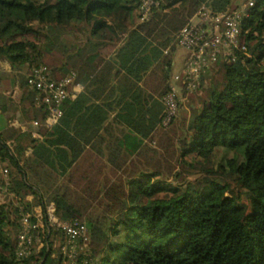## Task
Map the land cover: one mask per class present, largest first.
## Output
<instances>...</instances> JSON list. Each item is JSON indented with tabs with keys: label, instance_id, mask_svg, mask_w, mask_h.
I'll return each mask as SVG.
<instances>
[{
	"label": "trees",
	"instance_id": "16d2710c",
	"mask_svg": "<svg viewBox=\"0 0 264 264\" xmlns=\"http://www.w3.org/2000/svg\"><path fill=\"white\" fill-rule=\"evenodd\" d=\"M158 1L146 21L139 14L140 23L126 30L141 0H0V62L28 74L43 65L55 80L70 72L76 83L92 76L90 87L115 80L118 88L108 97L114 94L121 106L106 124L108 113L85 106L81 84L58 125L46 130L39 96L25 75L20 120L38 121L31 129L40 138L19 128L0 131V162L14 170L7 184L13 194L33 195L44 213L52 204L59 221L86 217L92 264H264V0H254L241 22L239 38L248 54L210 67L200 80L199 108L185 129L173 121L169 131L160 130V121L175 37L202 5L215 13L237 5ZM33 23L86 36L71 69L58 67L59 74L44 61L43 35ZM217 149L225 153L214 165ZM7 214L0 207V264H62L51 246L18 258ZM45 229L47 243L52 227Z\"/></svg>",
	"mask_w": 264,
	"mask_h": 264
},
{
	"label": "built area",
	"instance_id": "2783aa9c",
	"mask_svg": "<svg viewBox=\"0 0 264 264\" xmlns=\"http://www.w3.org/2000/svg\"><path fill=\"white\" fill-rule=\"evenodd\" d=\"M238 5L236 9H227L215 13L205 4L180 30L173 41L176 50L184 51L182 69L171 76L169 91L162 98L163 111L160 121L161 128H167L177 118L178 113L188 97L197 92L202 75L212 66L230 64L242 55L248 54L246 46L240 41V26L244 18L248 17L247 7H252L254 0L247 4H240V0H233ZM159 5L158 0H141L140 20L146 21L153 8ZM168 49L164 51L167 54ZM76 74L70 72L65 77L55 80L51 77L46 66H38L26 76V85L36 91L39 104L43 107L45 119L43 126L51 130L58 125L63 116V107L73 101L82 92L81 84L75 82ZM33 129L40 126L38 121L32 122ZM34 138L39 135L32 132ZM49 219L62 230L68 244L88 241V232L85 223L79 220L59 221L54 216V206L49 209ZM23 226L35 229L28 216L23 219ZM32 252L31 237L23 231L18 235L16 256L26 258Z\"/></svg>",
	"mask_w": 264,
	"mask_h": 264
},
{
	"label": "rangeland",
	"instance_id": "374dc122",
	"mask_svg": "<svg viewBox=\"0 0 264 264\" xmlns=\"http://www.w3.org/2000/svg\"><path fill=\"white\" fill-rule=\"evenodd\" d=\"M247 2L248 0H240V4H247ZM139 14L140 13L137 11L134 12L132 19L129 20L125 25L126 30H131L140 23L138 17ZM32 26L43 35L40 45L45 51L44 61L46 63H50V65L57 67L55 71L59 74L62 73L59 70L62 67L71 69V67L68 66L73 63L75 57H78L79 48L84 45L86 36L80 33L79 29L75 28H66L64 30L56 26L38 25L37 23H33ZM123 38L124 35H121L120 41L116 40L114 42V44L116 43V47L121 45V43L123 42ZM29 39L34 41L35 36H30ZM104 45L105 47L109 46L108 43H105ZM184 55V51L181 49H177L173 54V68L168 82L170 81L172 75L177 74L181 71ZM69 56L73 59L68 60ZM28 72L29 70H25L26 76L28 75ZM23 78L24 75L19 74V85L23 81ZM203 96L204 92L198 90L188 97V99L182 105L180 113H178L177 118L173 122L175 123L174 128L177 127L178 129H185L190 120L189 118L191 113L199 108L200 100ZM30 123L31 122L22 123L23 127L26 128V132H32L33 130L31 129ZM172 124L169 127L162 128L160 130L169 131L172 128ZM182 132H185V130H183ZM152 145L154 147L156 146L155 143H152ZM224 153L225 152L221 149H217L214 152L212 156V162L214 165H217L220 162ZM226 156L228 158H231L233 157V153H226ZM190 160L191 159L189 158L188 161ZM13 173L14 170L9 164H3L0 162V207H4L6 210H8L7 215L10 222L6 227V232L11 237L12 241L16 243V249L18 235L25 231L31 237L32 241V252L30 255H38L43 247L51 246V250L54 252V257L62 255V264H92L93 262L92 260H90V254L92 252L90 251L91 245L89 242V237L86 243L77 242L75 243L74 247L68 244V241L64 236L62 230H60L59 227L49 219L50 211L48 209L50 206L47 207L46 213H44L42 208L38 204V200L33 195H27L23 198L22 193L19 195L13 194V188L11 187V185L9 186L7 184L10 181V178H12ZM199 177L200 176L197 175L188 177V181H193L194 179H197ZM169 183L172 185L176 184V182L172 180V178L169 180ZM230 188L236 196L240 197V200L243 203H247L245 196L242 194L243 192L234 183L230 182ZM25 216L29 217L30 223L31 225H34L36 227L35 229H28L23 226V219ZM85 218L86 217H82L77 220L85 223L86 225ZM32 219L35 221L34 223L31 221ZM46 225H48V227H52V232H50L49 240L47 243L43 241L42 236L46 230ZM38 264L42 263L40 262Z\"/></svg>",
	"mask_w": 264,
	"mask_h": 264
},
{
	"label": "crops",
	"instance_id": "0c3cea01",
	"mask_svg": "<svg viewBox=\"0 0 264 264\" xmlns=\"http://www.w3.org/2000/svg\"><path fill=\"white\" fill-rule=\"evenodd\" d=\"M19 74L26 75L25 71L13 70L8 63L0 62V131H5L9 128H19L22 131H26V128L23 127V122L20 120L21 115L19 113L22 107V89L19 87ZM91 79L92 76L90 78H85V76L81 77L79 84H82L85 90H82L83 94L80 97L86 103V107L99 106L102 111L108 113V121L106 124L111 123L115 115L120 113L121 109V106L116 107L114 94L108 97L111 90L118 88H115L116 81L111 80V84H108L106 88H102L100 84L90 87ZM138 86L142 87L141 84H138ZM114 92L118 94L119 90H115ZM124 101H128V98ZM108 107H111L110 110ZM83 131L89 132L86 130Z\"/></svg>",
	"mask_w": 264,
	"mask_h": 264
}]
</instances>
